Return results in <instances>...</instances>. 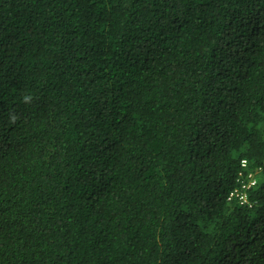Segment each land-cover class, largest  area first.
<instances>
[{"label": "trees", "instance_id": "1", "mask_svg": "<svg viewBox=\"0 0 264 264\" xmlns=\"http://www.w3.org/2000/svg\"><path fill=\"white\" fill-rule=\"evenodd\" d=\"M0 264H264V0H0Z\"/></svg>", "mask_w": 264, "mask_h": 264}]
</instances>
